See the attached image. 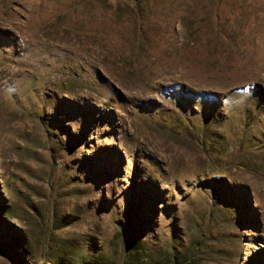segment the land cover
I'll list each match as a JSON object with an SVG mask.
<instances>
[{
  "label": "rangeland",
  "instance_id": "1",
  "mask_svg": "<svg viewBox=\"0 0 264 264\" xmlns=\"http://www.w3.org/2000/svg\"><path fill=\"white\" fill-rule=\"evenodd\" d=\"M140 1L0 0V264H264V0Z\"/></svg>",
  "mask_w": 264,
  "mask_h": 264
},
{
  "label": "trees",
  "instance_id": "2",
  "mask_svg": "<svg viewBox=\"0 0 264 264\" xmlns=\"http://www.w3.org/2000/svg\"><path fill=\"white\" fill-rule=\"evenodd\" d=\"M137 3L141 2L140 0H135ZM130 4V1H127ZM217 176V175H216Z\"/></svg>",
  "mask_w": 264,
  "mask_h": 264
}]
</instances>
